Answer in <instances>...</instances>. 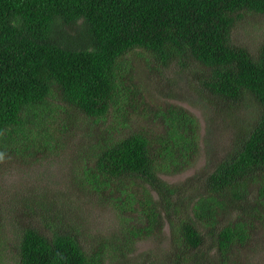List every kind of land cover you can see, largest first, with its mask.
<instances>
[{
    "label": "trees",
    "instance_id": "16d2710c",
    "mask_svg": "<svg viewBox=\"0 0 264 264\" xmlns=\"http://www.w3.org/2000/svg\"><path fill=\"white\" fill-rule=\"evenodd\" d=\"M246 11L264 17V0H0V154L41 150L48 120L66 119L68 107L97 121L113 114L117 125L138 119L98 146L92 168L94 190L136 211L123 235L87 244L51 214L44 228H23L17 264H131L133 244L167 223L168 253L145 264H239L240 247L264 234V41L252 52L232 35ZM136 62L148 73L189 71L211 113L231 118L235 137L188 190L163 175L196 161L200 121L185 106L143 100L127 82L143 73ZM248 108L244 124L231 115Z\"/></svg>",
    "mask_w": 264,
    "mask_h": 264
},
{
    "label": "rangeland",
    "instance_id": "374dc122",
    "mask_svg": "<svg viewBox=\"0 0 264 264\" xmlns=\"http://www.w3.org/2000/svg\"><path fill=\"white\" fill-rule=\"evenodd\" d=\"M232 35L236 43L256 52L264 41V17L254 12H243ZM135 68L143 69V73L130 74L133 80L127 77V82L131 88L138 89L143 100L185 106L200 121V151L196 161L181 173L163 175L168 182L188 190L191 180L187 181L195 175L208 174L212 159L223 157L224 147H228L235 137L227 127L226 120L231 118L226 116L222 119L211 113L198 91L206 89L189 71L170 68L148 73V66L141 67L140 62L135 63ZM180 75H187L189 80L184 76V80L178 82ZM172 92L180 96L164 97L166 93L174 94ZM55 102L67 105L58 100ZM150 103L146 106L155 105ZM256 104H253L255 108ZM144 106L140 105L141 112ZM66 112L62 114L66 119L48 120L47 124L53 125L48 129L49 142L41 145V150L25 148L19 152L17 146L0 154V264H17L23 228L33 224L44 228V219H49L51 214L58 217L55 219L61 224L59 227L74 228L87 244L97 240L112 242L114 235H123L124 229L130 225L124 220L136 217L135 210L124 213L118 206L108 203L104 198L109 197L108 191L102 197L91 182L96 149L112 135L124 130L125 124L135 127L138 123L135 113L120 118L121 123L117 125L113 114L104 121H97L74 108L68 107ZM252 112L248 108L231 115L244 124ZM212 117L219 118L215 124L220 128L212 127ZM142 121L144 123L143 116L140 123ZM58 122H66L67 126H60ZM178 213L183 212L179 209ZM171 230L167 223L160 234L135 242L129 254L131 264L149 263V258L161 261L172 243ZM239 252V264H264V234L255 235L247 248L240 247ZM113 262L110 258L106 260V264Z\"/></svg>",
    "mask_w": 264,
    "mask_h": 264
}]
</instances>
